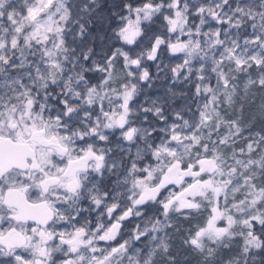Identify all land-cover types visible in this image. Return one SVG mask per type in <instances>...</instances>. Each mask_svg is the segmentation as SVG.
Here are the masks:
<instances>
[{"label": "snow or ice", "instance_id": "1", "mask_svg": "<svg viewBox=\"0 0 264 264\" xmlns=\"http://www.w3.org/2000/svg\"><path fill=\"white\" fill-rule=\"evenodd\" d=\"M257 123L264 0H0V264H264Z\"/></svg>", "mask_w": 264, "mask_h": 264}, {"label": "rangeland", "instance_id": "2", "mask_svg": "<svg viewBox=\"0 0 264 264\" xmlns=\"http://www.w3.org/2000/svg\"><path fill=\"white\" fill-rule=\"evenodd\" d=\"M176 87L177 88L179 87V89H180V88H183V85H177ZM162 93L163 92L161 90H159V89L158 90H152V89L149 90V95H152V96L161 95ZM178 103H179V101H178ZM262 126H264V125H261L260 123H257L256 128L259 129ZM136 223H137V220L135 218L131 219V224H134V226H132V228L135 227ZM130 231H131V229H130ZM176 250L180 251L181 256H183V250L182 249H176Z\"/></svg>", "mask_w": 264, "mask_h": 264}, {"label": "trees", "instance_id": "3", "mask_svg": "<svg viewBox=\"0 0 264 264\" xmlns=\"http://www.w3.org/2000/svg\"><path fill=\"white\" fill-rule=\"evenodd\" d=\"M151 70H152L153 73L155 72V68L154 67H152ZM161 83H162L161 81H157L156 87L153 88L152 90H158L159 89V90H161L163 92L164 89L161 87ZM177 89L179 90V87ZM133 226H134V224H133ZM262 255H264V254H262Z\"/></svg>", "mask_w": 264, "mask_h": 264}, {"label": "flooded vegetation", "instance_id": "4", "mask_svg": "<svg viewBox=\"0 0 264 264\" xmlns=\"http://www.w3.org/2000/svg\"><path fill=\"white\" fill-rule=\"evenodd\" d=\"M132 226H133V224H131V220L125 222V225H124V227H125V236L128 235V233L130 232V229H132Z\"/></svg>", "mask_w": 264, "mask_h": 264}]
</instances>
